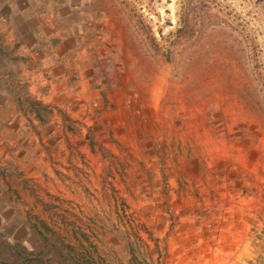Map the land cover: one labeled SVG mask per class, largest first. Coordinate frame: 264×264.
<instances>
[{
    "label": "rangeland",
    "instance_id": "374dc122",
    "mask_svg": "<svg viewBox=\"0 0 264 264\" xmlns=\"http://www.w3.org/2000/svg\"><path fill=\"white\" fill-rule=\"evenodd\" d=\"M87 2L130 87L117 116L149 126L89 188L57 165L23 189L0 174V264H264V0Z\"/></svg>",
    "mask_w": 264,
    "mask_h": 264
},
{
    "label": "crops",
    "instance_id": "0c3cea01",
    "mask_svg": "<svg viewBox=\"0 0 264 264\" xmlns=\"http://www.w3.org/2000/svg\"><path fill=\"white\" fill-rule=\"evenodd\" d=\"M87 1L0 0L14 80L0 82V174L6 181L14 170L24 172L20 188L42 167L56 165L72 178L80 171L82 189L89 188L105 170L101 155L116 153L117 141L131 147L133 131L139 139L149 126L139 115L117 116L130 97V87L120 91L117 68L106 65L105 78L115 79L110 89L105 79H94L102 67L97 35L103 29ZM11 188L5 185V193ZM16 190L9 193L17 200L24 193Z\"/></svg>",
    "mask_w": 264,
    "mask_h": 264
},
{
    "label": "trees",
    "instance_id": "16d2710c",
    "mask_svg": "<svg viewBox=\"0 0 264 264\" xmlns=\"http://www.w3.org/2000/svg\"><path fill=\"white\" fill-rule=\"evenodd\" d=\"M191 32V29H186L185 28H182V27H179L176 29L175 33H176V37H180V36H183V35H188L189 33ZM99 33H102V32H99ZM98 33V34H99ZM104 50V54H102L103 57H101L99 59V63L102 64V67H101V71L96 74L94 76V79L95 80H98V79H105V82H106V89H110L113 87V85L115 84V79L114 78H105V68L107 67H112V68H117V59H112L111 58V55H112V51L110 50V47L108 46H105V45H101ZM107 54V55H106ZM106 65H108L106 67ZM107 73V71H106ZM119 72H117V82L119 81ZM0 246L2 247L3 250H13V251H16V247L15 246H11V245H8L7 243L5 242H0ZM15 249V250H14ZM19 253L21 252V249L19 248L18 249ZM22 251L25 252L24 249H22ZM7 264V263H6ZM32 264H48V262H45V261H42V260H36V263H32Z\"/></svg>",
    "mask_w": 264,
    "mask_h": 264
}]
</instances>
